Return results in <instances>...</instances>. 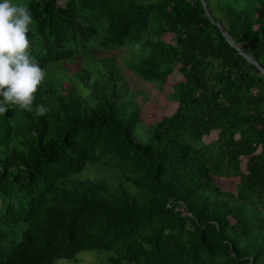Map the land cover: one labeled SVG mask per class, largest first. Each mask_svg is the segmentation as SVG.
<instances>
[{"label":"trees","instance_id":"obj_1","mask_svg":"<svg viewBox=\"0 0 264 264\" xmlns=\"http://www.w3.org/2000/svg\"><path fill=\"white\" fill-rule=\"evenodd\" d=\"M16 2L45 78L0 115V264H264V75L239 51L264 68V0ZM121 61L167 102L146 142Z\"/></svg>","mask_w":264,"mask_h":264},{"label":"clouds","instance_id":"obj_2","mask_svg":"<svg viewBox=\"0 0 264 264\" xmlns=\"http://www.w3.org/2000/svg\"><path fill=\"white\" fill-rule=\"evenodd\" d=\"M33 17L30 9L16 0H0V115L9 108L33 111L34 94L45 71L29 52ZM48 108L35 105L34 114Z\"/></svg>","mask_w":264,"mask_h":264},{"label":"rangeland","instance_id":"obj_3","mask_svg":"<svg viewBox=\"0 0 264 264\" xmlns=\"http://www.w3.org/2000/svg\"><path fill=\"white\" fill-rule=\"evenodd\" d=\"M122 74L125 79V83L127 85V98L133 99L137 105L140 107L141 116H143L144 122H142L139 126L138 130V139L142 142H146L151 133L149 125L152 122H146V119H152L156 114L158 115L159 111L163 110V105L166 104V100L163 99V96L158 93L154 86H148L144 82L137 79L127 68L126 64L121 61L120 62ZM79 68V65L72 66L70 68V72H74ZM175 80H172L168 83H175ZM158 100V101H157ZM156 101V102H155ZM157 106L158 109H154ZM166 107V106H165ZM168 112H172L174 107H170L167 109ZM83 178H95L105 174L102 170L99 171V168L87 167L82 173ZM219 185L228 190L231 188V185L228 182L219 181ZM108 253L100 252L97 250L93 251H84L77 255L76 259H60L56 264H108L107 262Z\"/></svg>","mask_w":264,"mask_h":264},{"label":"water","instance_id":"obj_4","mask_svg":"<svg viewBox=\"0 0 264 264\" xmlns=\"http://www.w3.org/2000/svg\"><path fill=\"white\" fill-rule=\"evenodd\" d=\"M202 3H203V6H204V8L206 9V12L208 13L209 11H208V9H207V6H208V0H202ZM209 14V13H208ZM209 16H210V18H212V16L209 14ZM212 20H213V18H212ZM215 22V21H214ZM220 27H221V25H220ZM222 32H223V34L225 35V37L227 38V40L233 45V46H235V47H237L238 48V46L235 44V42L233 41V39L231 38V36L227 33V31L225 30V29H223L222 28ZM239 49V48H238ZM239 51H240V53H242V54H244L246 57H247V59L249 60V61H251L253 64H255L256 66H258L259 68H260V70H261V72L263 73V75H264V68L261 66V64L260 63H258L254 58H252L251 56H249V55H246L241 49H239Z\"/></svg>","mask_w":264,"mask_h":264}]
</instances>
